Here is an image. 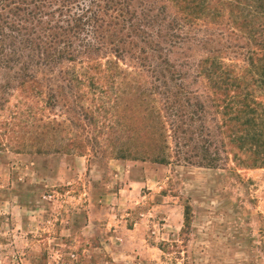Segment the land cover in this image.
Wrapping results in <instances>:
<instances>
[{
    "label": "trees",
    "instance_id": "1",
    "mask_svg": "<svg viewBox=\"0 0 264 264\" xmlns=\"http://www.w3.org/2000/svg\"><path fill=\"white\" fill-rule=\"evenodd\" d=\"M263 35L264 0H0V149L263 168Z\"/></svg>",
    "mask_w": 264,
    "mask_h": 264
},
{
    "label": "rangeland",
    "instance_id": "2",
    "mask_svg": "<svg viewBox=\"0 0 264 264\" xmlns=\"http://www.w3.org/2000/svg\"><path fill=\"white\" fill-rule=\"evenodd\" d=\"M206 54L193 46L179 62ZM256 94L264 104V93ZM186 208L190 228L180 235ZM0 264H264V167L155 164L88 149L32 156L4 147Z\"/></svg>",
    "mask_w": 264,
    "mask_h": 264
}]
</instances>
